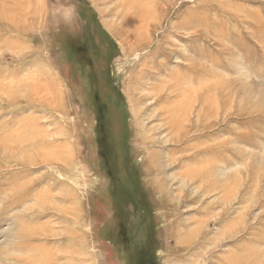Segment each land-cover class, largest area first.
Masks as SVG:
<instances>
[{
	"label": "rangeland",
	"instance_id": "obj_1",
	"mask_svg": "<svg viewBox=\"0 0 264 264\" xmlns=\"http://www.w3.org/2000/svg\"><path fill=\"white\" fill-rule=\"evenodd\" d=\"M0 264H264V0H0Z\"/></svg>",
	"mask_w": 264,
	"mask_h": 264
},
{
	"label": "bare ground",
	"instance_id": "obj_2",
	"mask_svg": "<svg viewBox=\"0 0 264 264\" xmlns=\"http://www.w3.org/2000/svg\"><path fill=\"white\" fill-rule=\"evenodd\" d=\"M181 108H182V107L179 106V109H181ZM178 112H180V111L178 110ZM174 113H175V112H174ZM176 113H177V111H176ZM180 126H181V125H180ZM38 228H39V227H38ZM40 228H41V227H40ZM39 234H40V233H39Z\"/></svg>",
	"mask_w": 264,
	"mask_h": 264
}]
</instances>
